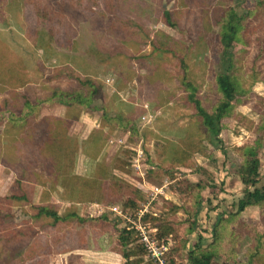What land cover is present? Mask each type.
Listing matches in <instances>:
<instances>
[{
	"label": "rangeland",
	"instance_id": "374dc122",
	"mask_svg": "<svg viewBox=\"0 0 264 264\" xmlns=\"http://www.w3.org/2000/svg\"><path fill=\"white\" fill-rule=\"evenodd\" d=\"M25 2L0 0V58L4 60L0 65V101L9 86L17 87L20 83L25 84V88L40 100L45 99L53 89L67 87L68 90H76V82L74 85L67 79L60 82L49 80L55 70L69 71L77 67L79 69L73 72L96 78L95 89L99 90V98H96L93 107L104 106L109 116L120 114L138 125L140 130L145 127L144 131L131 136L122 131L112 133L98 157L91 158V165L99 162L110 169L116 156L130 162L127 175L116 174L146 192L139 209H146L150 216L156 218L170 221L175 218L178 237L186 241L185 249L178 251L181 257L172 253L174 264H186L188 250L199 239L203 249L212 244L211 230L217 219L229 220L217 231V244L222 242L221 246H217L218 256L227 254L226 244H234L235 260L245 263V253L253 244L252 230L264 231V206L249 207L236 217L233 215L237 212L238 200L244 189L237 177L240 159L233 148L252 145L256 137L262 139L258 158L260 185H264V0H83L81 8L72 7L63 0H40L41 4L61 17L60 22L54 21L57 22L56 32L51 26L54 22L37 21L35 11L25 8ZM230 10L237 16H248L243 24L249 34H246L244 44L240 43L234 50L233 72L247 94L239 99L240 105L236 108V113L241 116L223 121L218 139L222 142L220 145L196 127L192 111L182 105L180 88L184 79L192 82L197 88L199 100L208 111L217 102L214 78L221 66L218 28ZM165 12L169 13L174 27L164 25ZM192 20L197 25L189 24ZM3 70H15L17 74L2 73ZM87 114L96 116L98 124L95 129L98 128L101 113L92 111ZM142 117L148 125H142ZM63 124L67 123L63 121ZM67 128V136L80 139V142L84 139L83 135H87L85 126H80L79 131L76 125L72 131L68 125ZM1 132L0 165L5 172L4 178L7 174L14 176L11 193L25 194L33 204L43 200L51 207L57 206L60 216H64L62 206L68 202H61L62 190L59 187L56 191L51 189L52 183L48 181L45 166L48 162L45 160L43 163V158L33 156L34 145L18 143L10 136L3 143ZM70 132L78 133V136H71ZM184 138L195 143L198 140L199 147L204 150L190 156L187 162L190 168H175L172 165L175 164L174 150ZM122 150L132 152L133 156L125 158L120 153ZM223 150L227 155L222 153ZM15 160H25L27 167L11 168L9 162ZM88 162L85 158L84 162L78 161L76 168L80 163L85 170L78 175L75 168V174L89 176L86 172ZM154 164L159 167L155 170L160 175L150 174L147 180V169ZM171 166H174L172 172L166 173ZM200 169L205 171L199 172ZM184 179L215 185L214 189L207 188L200 194L203 201L195 230L190 234H187V229L193 220L188 215L193 211V199L189 194L186 195L189 197L178 196L171 190L175 182L181 183ZM41 187L46 190L43 195L39 194V189L43 191ZM0 192L5 193V190ZM53 194L57 195L58 201L51 199ZM12 203L0 206V264H62L61 258L63 264H85L74 255L82 250L77 249L80 245L78 230L62 234L58 244H39L40 234L43 235L47 229H39L38 222L31 218L32 205H22L25 204L22 201ZM68 204L67 215L72 211L71 204ZM170 204L178 208L175 216L170 211ZM72 205L80 212L79 215L87 218L85 237L89 244L86 246L95 251L111 249L116 253L115 232L98 239L91 235L92 227L88 226L92 224L90 215H94L95 210L97 218L103 214L101 209H89V204H86L85 210L80 211L81 205ZM113 207L122 214L109 213V208ZM103 210L111 214L108 216L111 220L114 215L122 218L124 211L134 214L125 210L120 201ZM122 220L120 227L128 224ZM152 227L148 226L150 235L155 237ZM230 240L233 242L229 243ZM94 258L89 262L104 264ZM213 261V264L236 262H225L223 258ZM119 262L125 263L121 256ZM165 264H170L166 255Z\"/></svg>",
	"mask_w": 264,
	"mask_h": 264
},
{
	"label": "trees",
	"instance_id": "16d2710c",
	"mask_svg": "<svg viewBox=\"0 0 264 264\" xmlns=\"http://www.w3.org/2000/svg\"><path fill=\"white\" fill-rule=\"evenodd\" d=\"M25 1V8L30 7L32 11H35L37 21L54 22L58 20L57 22H60L61 17L58 14H54L46 5L41 4L40 0L39 2L36 0ZM63 1L72 7L81 8L83 5V0ZM246 17L248 16H237V14L230 10L218 28L219 43L221 46V66L217 70L214 78L218 100L210 110L208 111L202 105L197 96V88L192 82L184 79L182 81V89L180 88V92L183 94L182 105L192 111L195 123L197 124L196 127H199L202 134L206 133L207 137L210 136L212 140L219 142L220 145H222V142L218 139L223 129V121L234 120L241 116L236 113V108L240 105L238 102L239 99L247 94L233 76L234 50L240 46V43L244 44V40L247 39L246 34H249L246 25L243 24ZM164 18L163 23L165 26L174 27V24L170 21L168 12L164 13ZM57 22L51 23L52 30L55 32L57 31ZM189 24L197 25L193 20ZM1 55L2 52H0ZM3 63L4 60L0 58V65H3ZM78 69L74 67L69 71L55 70V74L49 78V80L52 79L55 82L67 79L66 81H70L74 85L76 82V90H68L67 87L53 89L48 96L46 94L45 99L40 100L39 98H35V95L30 93L28 88H25V84L20 83L17 87L9 86L3 93L4 96L0 101V131L2 130L1 135L3 134L2 142L5 143L8 138L7 136H10L11 140H17L18 143L22 142L23 144L34 145L31 151L33 156L42 157L44 162L45 160L48 162H45V166L49 174L48 181L52 183L51 189L56 191V188L59 187L62 190L61 202L70 203L72 211L69 212L66 218H62L58 216L57 206L52 205V208L50 204L43 203V200H40L38 204H33L32 199H28L25 194L19 196L18 192H14L10 196L0 197V206L3 207L6 203L11 205L12 202L18 203L20 201L25 203L22 205H26V203L27 205L31 204V218L38 222L36 224L39 229H47L46 231L50 233L51 244L52 242L56 244L54 242L56 236L60 240L62 234L67 235L78 230V234L80 235L78 244L80 245L77 248L83 250L86 249V244H89L87 237H85L87 236L85 230L87 228V218L81 214L79 215L80 212L72 204L81 205L80 211H84L86 204H89V209L90 206L105 208L120 201L125 210L128 209L132 213H135L139 209V203L143 200L142 197L146 194L141 188L138 189L117 176L116 172L122 175L129 173L128 168L130 162H127L121 156H116L114 165L110 169L105 164L99 162L92 166L91 163L93 162L90 160L92 157H98L103 145L109 140L112 133L122 131L131 136L140 131H144L145 126H142L143 130H140L138 125L123 118L120 114L109 116L104 106L99 108L93 107V103L99 98V90L95 89L97 85L95 81L97 79L81 76L77 72H73ZM4 72H15L17 74L15 70H3L2 73ZM64 72H68L69 74H65ZM18 78L20 79V77ZM53 105H58L62 108L63 118L65 119L73 118L81 120L84 114L92 113V111L100 112L101 116L98 128L90 129L85 127V133L87 135H83L84 139L80 142V139L78 140L77 138L67 136L68 128L67 125L63 124V120L43 119L40 122L41 124H39L41 128L30 133L29 128L33 125L32 123L38 121L41 114ZM77 111H79L78 114ZM70 116L72 117L70 118ZM140 121L142 125H148L145 124L143 117L140 118ZM261 141V138L256 137L252 145L233 148L238 153L240 159V165L237 168V177L244 187L241 192L242 197L238 200L237 212L233 214L235 217L249 207L264 206V185H260V161L258 158V148ZM81 149L83 150V155L89 160L86 163V172L89 173V176H78L75 174L77 158ZM203 150L202 147H199L198 140L195 143L192 140L184 138L175 147L173 155L175 164L172 165L175 168L180 166L188 168L190 163L187 162L190 161V156L200 153ZM120 153L127 159L133 156L132 152L126 150H122ZM222 153L227 155L225 150ZM173 167L166 173L170 174ZM158 168L155 164L150 166V168L148 167L146 179L148 180L150 174L159 176L160 172L155 170ZM203 170L200 169L198 171ZM146 183L149 182L146 181ZM207 188L212 190L215 188V185L200 181L190 182L184 179L183 182H175L171 186L173 193L178 196H186L189 194L193 199V211L188 215L193 222L187 229V234L195 230L199 208L203 201L200 194ZM169 208L175 216L178 208L171 204ZM107 214L104 211L103 214L97 216V218L92 217V219L88 216L92 220V224L88 226L92 227L91 231L93 234L91 233V235H93V238H101L113 231L116 233L115 243L117 249L115 251L125 261L124 264H153L147 258L144 248L138 242L136 235L132 231L127 230L125 226L120 227V224L123 223L122 218L114 215L111 220L108 217L111 214ZM142 221L149 227L150 225L153 226L155 238L159 242L170 241L173 243L169 247L166 259L169 260L170 264H174L172 253H175L177 257H181L178 251L185 249L186 245V241H182L178 237L175 218H173V221H170V219L156 218L150 216V214H146ZM227 221L229 220L217 219L216 224L212 226L213 228L211 230L213 237L212 244H209L203 249L199 239V242L188 250L186 264H213V260L216 258H223L225 262L231 263L236 261L233 251L234 244H226L227 248L225 253L227 254L218 256L217 246H221L222 242L220 241L217 244L218 241L216 240L219 239L217 231H220ZM95 230H97L96 233H94ZM64 238L70 239V236ZM251 239L253 244H250L251 246L245 253V263L236 261L234 264H264V231L258 232L257 230H252ZM232 242V240L229 241V243Z\"/></svg>",
	"mask_w": 264,
	"mask_h": 264
},
{
	"label": "crops",
	"instance_id": "0c3cea01",
	"mask_svg": "<svg viewBox=\"0 0 264 264\" xmlns=\"http://www.w3.org/2000/svg\"><path fill=\"white\" fill-rule=\"evenodd\" d=\"M39 118L40 119L38 120V122H36L35 124H33V125L30 126V128H29V132L30 133H33L34 131H37V130H39L41 128L39 124H41L40 122L43 119H51V120L61 119V120L65 121L67 123L66 125H68L69 127H71V131L73 130L74 125L77 126L78 131H79L80 130V126L81 127L82 126H85L87 128L92 129V128H95L96 125L98 124V120H97L96 116L93 115V114H87V115L82 116L81 121L79 120L78 122H74V121H71L69 119H65V118H63L62 108L60 106H58V105L51 106V108H49L48 110H46L45 112H43ZM70 134H71V136H75V137L78 136V133H74V132L72 133V132H70ZM82 151L83 150L80 151V154H79V157H78V160H77V162L79 161L80 163L81 162H84V158H85V160H87V158L83 155V152ZM82 159H83V161H82ZM24 162H25V160L24 161L21 160V162L15 160V161L9 162V163L11 165V168L24 169V168L27 167V165ZM43 163H44V161H43ZM80 163H78L77 168H76V170H77L76 172H77L78 175L81 174V173H83L84 170H85V167L82 168L80 166L81 165ZM39 166H42V165H39ZM2 168L3 167L0 165V191L4 189L5 190V193L0 192V193H2V194H0V197H6V196H10L12 194L11 192L13 190L11 188H12V183L14 181L13 180L14 179L13 178L14 176H13V174L12 175L11 174H7L8 176H6V178H4L3 177V174L5 172L2 171ZM41 188L43 189V191L41 189H39V194L42 193V195H43L44 194L43 192L44 191L46 192V190H44L43 187H41ZM6 193H7V195H6ZM51 199H53L55 201L56 200L58 201L57 195H55V194L52 195V198ZM37 200H39L38 197H37ZM68 207H69V204L68 203H66L65 205L62 206L63 214H64V216H62V218H66L67 217L66 209ZM91 207L92 208H96L98 206H90V209H91ZM99 208H102V207H99ZM93 213H94V215H90L91 217H95V210H93ZM58 216H60L59 213H58ZM207 216H208V214H207ZM39 237H41L40 240H39V244H47V243L50 244L51 243V237H50V233L49 232H44V234L43 235L40 234ZM58 241H59V239L56 236L54 242L56 244H58ZM74 255L82 263H85V264H89V263L95 264V262H89L91 260H95L94 257H97L96 258L97 260L103 261L104 264H114V262L117 263V264H120V262H119L120 256L117 255V253L112 252L111 249H110V251H101L99 249H96V251H95V250H93V249H91L89 247H86V249H83L81 251H78L77 254H74ZM91 258H94V259H91ZM215 260H219V259L216 258ZM61 261H62L61 263L63 264L62 258H61ZM239 261H241V260L239 259ZM65 264H66V262H65ZM121 264H123V263H121Z\"/></svg>",
	"mask_w": 264,
	"mask_h": 264
},
{
	"label": "built area",
	"instance_id": "2783aa9c",
	"mask_svg": "<svg viewBox=\"0 0 264 264\" xmlns=\"http://www.w3.org/2000/svg\"><path fill=\"white\" fill-rule=\"evenodd\" d=\"M154 191L159 190L155 189ZM96 209H101L100 211L102 213L104 211V208L96 207ZM109 211V213L117 212L119 215L122 214L116 207H113L112 209L109 208ZM123 213L124 216L122 218L128 223L125 225V228L136 235L138 242L144 248L147 258L152 261L153 264H165V255L169 250L170 241L159 242L155 237L150 235L151 232L149 231L148 226L142 221L144 216L148 214L146 209L140 208L134 214H126L125 211Z\"/></svg>",
	"mask_w": 264,
	"mask_h": 264
}]
</instances>
